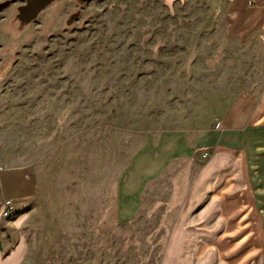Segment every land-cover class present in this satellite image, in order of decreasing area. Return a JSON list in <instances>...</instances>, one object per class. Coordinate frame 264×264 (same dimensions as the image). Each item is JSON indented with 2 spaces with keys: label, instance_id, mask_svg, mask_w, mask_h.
<instances>
[{
  "label": "rangeland",
  "instance_id": "374dc122",
  "mask_svg": "<svg viewBox=\"0 0 264 264\" xmlns=\"http://www.w3.org/2000/svg\"><path fill=\"white\" fill-rule=\"evenodd\" d=\"M226 2L60 0L24 22L26 0H0V174L24 167L34 190L21 221L2 215L4 252L20 236L23 264L161 263L174 193L211 154L145 183L131 225L113 207L147 138H199L236 95L261 90L264 42L225 38Z\"/></svg>",
  "mask_w": 264,
  "mask_h": 264
},
{
  "label": "crops",
  "instance_id": "0c3cea01",
  "mask_svg": "<svg viewBox=\"0 0 264 264\" xmlns=\"http://www.w3.org/2000/svg\"><path fill=\"white\" fill-rule=\"evenodd\" d=\"M226 10V39L264 42V0H253V5L227 0ZM205 150L209 159L185 191L174 193L181 203L160 264H264V84L255 93L236 95L217 124L199 138L181 129L147 138L119 185L113 207L116 225H131L139 215L145 183L176 162H197ZM20 169L0 174V225L6 219L4 199L13 202L15 222L22 220L21 210L33 199L28 169ZM4 183L18 193L4 196ZM2 248L0 238V264L25 261L28 247L20 236L10 251Z\"/></svg>",
  "mask_w": 264,
  "mask_h": 264
},
{
  "label": "water",
  "instance_id": "95a60500",
  "mask_svg": "<svg viewBox=\"0 0 264 264\" xmlns=\"http://www.w3.org/2000/svg\"><path fill=\"white\" fill-rule=\"evenodd\" d=\"M55 1L60 0H27L26 4L19 9V18L24 22H31Z\"/></svg>",
  "mask_w": 264,
  "mask_h": 264
},
{
  "label": "built area",
  "instance_id": "2783aa9c",
  "mask_svg": "<svg viewBox=\"0 0 264 264\" xmlns=\"http://www.w3.org/2000/svg\"><path fill=\"white\" fill-rule=\"evenodd\" d=\"M233 1V0H229ZM249 5H253V0H248ZM13 213V202L12 201H5L3 204V211L2 215L4 218H9Z\"/></svg>",
  "mask_w": 264,
  "mask_h": 264
},
{
  "label": "flooded vegetation",
  "instance_id": "af4514ba",
  "mask_svg": "<svg viewBox=\"0 0 264 264\" xmlns=\"http://www.w3.org/2000/svg\"><path fill=\"white\" fill-rule=\"evenodd\" d=\"M80 1H89V0H80ZM26 2H27V0H26ZM55 2H57V1H55ZM23 6H24V5H23ZM23 6H21V7H23ZM21 7H20V8H21ZM20 8H19V9H20ZM19 14H20V12H19Z\"/></svg>",
  "mask_w": 264,
  "mask_h": 264
}]
</instances>
